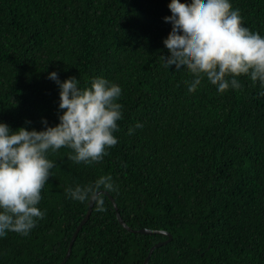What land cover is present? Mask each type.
I'll list each match as a JSON object with an SVG mask.
<instances>
[{"label":"trees","instance_id":"obj_1","mask_svg":"<svg viewBox=\"0 0 264 264\" xmlns=\"http://www.w3.org/2000/svg\"><path fill=\"white\" fill-rule=\"evenodd\" d=\"M191 4L192 0H180ZM170 0H0V121L12 129L58 122V86L48 77L95 76L120 84L117 142L100 161L77 162L67 146L41 189L44 210L27 235L0 237V264H60L88 201L68 185L110 174L63 264H264V94L240 74L217 91L205 77L189 92L187 70L165 67ZM242 23L264 35V0H231ZM137 122L142 127H135ZM133 131H129V129Z\"/></svg>","mask_w":264,"mask_h":264},{"label":"clouds","instance_id":"obj_2","mask_svg":"<svg viewBox=\"0 0 264 264\" xmlns=\"http://www.w3.org/2000/svg\"><path fill=\"white\" fill-rule=\"evenodd\" d=\"M168 7L172 15L163 19L173 31L163 41L170 52L165 67L192 74L185 81L189 92L205 77L219 92L239 89L237 77L248 74L259 81L264 94V35L241 22L231 0H192L187 5L170 0ZM47 75L59 89L57 123L49 125L41 117L44 126L37 130L23 125L12 129L0 121V237L8 231L27 235L44 216L38 207L41 189L55 163L49 150L67 146L73 160L91 163L102 160L117 142L113 133L122 116L119 83L95 76L88 86L79 87L76 76L61 80L54 70ZM113 188L112 176L103 174L85 184L68 185L65 192L73 200L93 202L101 211L104 200L99 191Z\"/></svg>","mask_w":264,"mask_h":264},{"label":"water","instance_id":"obj_3","mask_svg":"<svg viewBox=\"0 0 264 264\" xmlns=\"http://www.w3.org/2000/svg\"><path fill=\"white\" fill-rule=\"evenodd\" d=\"M99 193H106V194H108V192H107L106 190H102V189L99 191ZM108 196H109V198L111 199V201H112V203H113V205H114V208H115V211H116V216H117V219H118L119 223H120L121 225H123V227H125L126 229L131 230V231H133V232L137 231V232L146 233V234H147V233H148V234H149V233H163V234L168 235V238H167V239H165V240H163V241L156 242V243H154V244L149 248L148 253L146 254V256H145V258H144V263H143V264H147L148 259L150 258V256H151L153 250H154L156 247H158V246H160V245H162V244L167 243V242L171 239V237H172L171 234H170L169 232L165 231V230H160V229H148V228L132 229V228H130V227H129V226L123 221L122 217L120 216V213H119V211H118V207H117L115 201L113 200V198H112L110 195H108ZM93 204H94L93 202L88 201V209H87V212H86L85 216L82 218V220H81V221L78 223V225L76 226V228H75V230H74V232H73V234H72V236H71V239H70V241H69L66 255H65V257L63 258V260L61 261L60 264H63V263L67 260L68 256L70 255V252H71V248H72V244H73V242H74V239H75V237H76V235H77L79 229L81 228V226L84 224V222L86 221V219L89 217V215H90V213H91V209H92Z\"/></svg>","mask_w":264,"mask_h":264}]
</instances>
